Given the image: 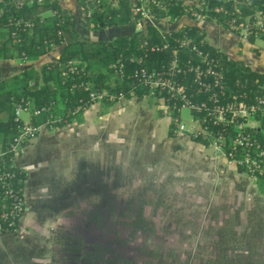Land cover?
Wrapping results in <instances>:
<instances>
[{
  "label": "rangeland",
  "instance_id": "obj_1",
  "mask_svg": "<svg viewBox=\"0 0 264 264\" xmlns=\"http://www.w3.org/2000/svg\"><path fill=\"white\" fill-rule=\"evenodd\" d=\"M252 45L264 48L261 39ZM98 106L105 113L116 114L111 117L110 140L105 134V142L98 144L90 131L85 135L86 139L88 137L85 155L100 163V173L86 167L83 208L81 204L78 209L73 205H59L56 215L61 222L49 224L51 232L45 235L48 239L44 245L52 250L47 254L48 260L53 259L55 263L57 258L68 257L69 264H264V246L258 244L257 239L254 247L238 249L224 245L231 242V238L222 240L209 236L203 222L213 199L211 194L206 198L198 191L183 187V181L179 180L185 178L187 170L182 169L181 163L176 162L178 167H175L172 160H167L155 166L152 158L165 153L164 149L157 148L166 144L168 125L170 121L175 123L173 118L162 114L149 97L125 99L115 105L117 110L102 103ZM21 116L27 119L25 114ZM155 117L162 118L161 123H156ZM190 119L188 111H181L178 120L186 128ZM102 122L105 121H99ZM172 155L167 158L171 159ZM130 157L132 163L125 166ZM115 159L116 167L112 164ZM63 168L68 166L63 165ZM115 171V189L110 193L105 188L114 182ZM256 182L260 193L264 194V182ZM97 185L100 191L96 195ZM62 190L65 189L62 187ZM83 210L84 221H81ZM262 214L259 212V216ZM230 222L227 220L224 228L228 229ZM57 228H61L62 243L53 235ZM59 244L68 249H62L58 256L53 248Z\"/></svg>",
  "mask_w": 264,
  "mask_h": 264
},
{
  "label": "crops",
  "instance_id": "obj_2",
  "mask_svg": "<svg viewBox=\"0 0 264 264\" xmlns=\"http://www.w3.org/2000/svg\"><path fill=\"white\" fill-rule=\"evenodd\" d=\"M106 1L112 7L117 5V0ZM184 2L189 5L196 4L195 0H184ZM59 3L75 17L79 36L84 40L110 41L133 32L145 31L148 24L162 32L176 31L184 24H191L186 17L176 22H166L151 15L142 18L137 24L92 31L87 24L85 9L78 6L75 0H59ZM92 3L93 0L87 4ZM197 26L204 32V39L209 45L222 51L227 58L242 61L251 70L264 75V48L252 45L258 38L249 42L239 34L232 33L210 21H202ZM104 34L108 37L103 36ZM61 50L62 47H56L35 61H0V82L26 69L39 70L43 64L56 61ZM113 107L117 110L115 105L109 108ZM114 115H116L114 112L105 113L101 106L94 105L84 111L76 123L57 130L43 129L36 139L20 149L15 157V164L26 175L24 198L27 210L16 233L0 235V264H69L68 257L57 258L55 263L53 259H47L48 252L52 250L44 245L45 240L48 239L45 235L51 232L49 224L55 221L61 222L60 216L56 215L61 203L66 206H76L77 209L80 204L82 208L84 207L86 167L95 169L96 174L100 173L98 168L100 163H95L94 157L93 160L87 159L85 155V150L88 148L86 146L88 137L86 139L85 135L90 131L93 138L96 137L98 144L105 142L106 138L103 137L105 134L110 140L111 117ZM98 120L105 122L100 124ZM155 121L161 123L162 118L155 117ZM165 140V145L156 147L161 151L164 149L165 153L155 154L152 158L154 164L159 166L167 160L168 162L172 160L175 167H178L177 164L181 163L182 169L187 170L185 178L180 177L179 180L183 181L181 182L183 187L188 191H198L206 198L211 194L213 204L208 213L207 211L204 213L203 222L209 236L222 240L231 238V242L224 243L229 248L235 246L238 249H249L256 245V239L259 241L258 244L264 246V194L260 193L257 182L227 165L222 158L214 157L212 153H208L206 147L193 142L185 134H175L170 138L167 132ZM92 151L94 152V149ZM169 152L173 154L171 159L167 158V155H171ZM128 160L125 166L132 163L131 157ZM112 164L116 167V159ZM60 165L61 169H59ZM63 165L68 168H63ZM116 175L117 171L114 172V182L105 188L110 193L115 189ZM61 179L64 182H61ZM97 186L96 195L100 191L99 185ZM62 187L65 190H62ZM227 208H230L229 212ZM259 212L263 214L259 216ZM227 220L231 221L228 229L223 226ZM81 221H84V210ZM60 229L57 228L53 235L56 241L62 243ZM243 239L244 242L240 241ZM62 249L67 250L68 247L62 248L59 244V247L53 248V251L59 256L62 254Z\"/></svg>",
  "mask_w": 264,
  "mask_h": 264
},
{
  "label": "trees",
  "instance_id": "obj_3",
  "mask_svg": "<svg viewBox=\"0 0 264 264\" xmlns=\"http://www.w3.org/2000/svg\"><path fill=\"white\" fill-rule=\"evenodd\" d=\"M16 1L0 0V61H35L56 47H62V50L56 61L43 64L39 70L26 69L0 82V137L4 140L13 134L14 105L21 100L29 101L35 108H50L49 114L58 120L46 129L57 130L76 123L87 109L88 95L80 87L83 83H88L91 90L113 95L122 93L125 99L143 98V89L138 88L131 95V85H135L136 80L130 76L135 67V63L129 61L130 57L146 59L147 64L168 59L165 55L146 51L147 48L141 46L143 42L148 46L162 42L173 45L178 40L189 38L198 48L224 63L232 82L239 80V84L246 85L253 95L264 96V75L251 70L242 61L227 58L222 51L209 45L197 25L184 24L176 31L162 32L148 24L145 31L110 41L84 40L79 36L75 17L60 5L59 0H42L39 4L20 7L15 5ZM75 1L85 9L87 24L92 31L139 23L142 16L135 10L143 2H147L151 14L157 19L168 18L170 22H176L193 12H200L206 21L235 34L240 30L232 26L244 25L247 18L253 21L255 13L264 16V0H195V5L186 4L184 0H117L116 7L106 0H93L92 4H87L91 0ZM18 19L32 23V28L15 26ZM12 32L15 36L11 35ZM256 33L253 31L247 40L253 42L258 38L264 41V32ZM71 62L74 63L72 70ZM102 104L108 108L114 105L108 101ZM47 115L43 114L33 122L41 124ZM174 127L172 122L168 131L170 138L175 135ZM192 141L207 147L205 143ZM22 177H26L25 173ZM256 181L264 182V178Z\"/></svg>",
  "mask_w": 264,
  "mask_h": 264
},
{
  "label": "built area",
  "instance_id": "obj_4",
  "mask_svg": "<svg viewBox=\"0 0 264 264\" xmlns=\"http://www.w3.org/2000/svg\"><path fill=\"white\" fill-rule=\"evenodd\" d=\"M41 2L18 0L15 5L20 7ZM135 11L142 18L152 15L147 2ZM185 17L191 23L187 25L206 21L200 12ZM164 20L170 22L168 18ZM15 26L32 28L33 24L18 19ZM232 28L240 30L239 35L247 39L253 31L255 35L256 31L264 32V16L255 13L253 21L247 18L244 25ZM11 35L15 36V33ZM141 46L151 54H162L168 59L147 64L146 59L130 57L129 61L135 63L130 76L136 80V84L131 85V95L136 89H143L144 97L154 100L162 114L174 119V134L187 133L191 140L205 143L214 157L222 158L227 165L252 180L264 178V96L253 95L246 85L239 84V80L232 82L224 63L198 48L189 38L178 40L173 45L162 42L148 46L143 42ZM69 65L72 70L74 63ZM80 87L88 95L86 110L104 101L118 105L125 100L122 93L113 95L91 90L88 83ZM183 110L191 115L188 128L178 120ZM49 111L50 108H35L29 101L21 100L14 105L12 136L7 140L0 137V235L16 233L21 226L27 210L24 198L26 177H22L24 172L16 166L15 157L26 143L36 139L43 129L58 120H54ZM22 114L26 115V120ZM43 114H48L45 122H33Z\"/></svg>",
  "mask_w": 264,
  "mask_h": 264
},
{
  "label": "water",
  "instance_id": "obj_5",
  "mask_svg": "<svg viewBox=\"0 0 264 264\" xmlns=\"http://www.w3.org/2000/svg\"><path fill=\"white\" fill-rule=\"evenodd\" d=\"M137 32H138V31H137ZM185 135H186V136H188V134H187V133H185Z\"/></svg>",
  "mask_w": 264,
  "mask_h": 264
}]
</instances>
